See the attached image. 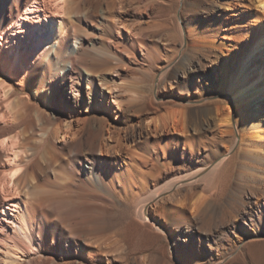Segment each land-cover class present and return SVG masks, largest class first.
Masks as SVG:
<instances>
[{
    "label": "bare ground",
    "instance_id": "1",
    "mask_svg": "<svg viewBox=\"0 0 264 264\" xmlns=\"http://www.w3.org/2000/svg\"><path fill=\"white\" fill-rule=\"evenodd\" d=\"M29 1L0 0V29L16 19L9 29L17 30L0 36V73L6 72L7 79H15L19 86L46 85L54 96L56 111L51 115L45 108L32 111L17 101L6 104L0 114V141H6L0 143L2 264H98L103 247L122 246L116 231L105 223L103 203L112 202L119 194L136 197V217L149 222L157 232L170 235L171 230L161 221L150 218L151 202L174 190L187 187L189 191L201 180L209 190L218 192L230 168L242 158L252 169L261 162L264 0H249L247 12L255 14L256 24L250 25L248 38L236 46L207 33L201 35L206 29L198 26L195 10L186 9L184 0H178L175 20L162 27L163 46L150 44L139 24L151 13L149 0H67V5L65 0H33L23 10ZM63 13L67 17H61ZM182 13L189 18L183 19ZM216 16L207 14L206 20ZM218 17L228 26L230 14ZM122 29L127 30V36ZM236 32L241 34L239 29ZM89 34L93 38L87 40ZM9 37L14 38V44L9 43ZM19 39L30 42L28 51L19 48ZM224 48L227 56H222ZM160 57L163 63L155 69L156 80L159 76L170 84L180 74L183 78L176 87L170 84L173 91L165 89L160 95L162 103L165 107L171 101L181 103L167 107L158 117L149 115L147 122L169 132L173 142L149 145L144 153L136 150L133 134L124 142L119 132L105 123L110 113L121 109L120 73L114 62L154 68ZM202 57L216 60L217 66L207 67ZM5 83L2 87L8 94L11 82ZM12 95L13 91L9 98ZM221 96L231 105L222 106L220 99H215ZM183 98H202V102L189 106L183 104ZM141 107L142 103L136 109ZM93 118L100 124L93 125ZM171 142L174 151L183 145L182 159L201 152L198 164L188 175L141 196L137 189L146 185L148 165L155 166L162 156L167 159ZM71 148L76 158L85 151L90 160L81 172L67 160L66 150ZM106 155L111 156V162ZM13 201L17 208L8 217L9 223L2 219L7 218L2 205ZM66 203L75 206L74 215L63 216ZM176 204L180 222H190L185 215L187 204L179 200ZM189 208L207 235H213V219L219 216L222 222L227 212L226 207L214 212L211 203L204 202H193ZM262 235L243 228L234 242L242 245ZM170 264L178 263L172 260Z\"/></svg>",
    "mask_w": 264,
    "mask_h": 264
},
{
    "label": "rangeland",
    "instance_id": "2",
    "mask_svg": "<svg viewBox=\"0 0 264 264\" xmlns=\"http://www.w3.org/2000/svg\"><path fill=\"white\" fill-rule=\"evenodd\" d=\"M31 1L33 0H30L23 7V10L32 3ZM149 1L151 3L148 5V11L151 13L149 17L146 16V19H143L139 24L145 29L146 40L150 44L163 46L164 42L161 38L162 27L165 23L175 20V13L177 14L176 10L180 4L178 0ZM184 1L186 9L189 7L188 9L195 10L193 12H196L195 15L197 14L198 26L201 29H206L201 35L207 33L215 37L216 40L223 39L226 42L235 43L234 45L236 46L248 38V29L256 24L253 20L255 14L247 12L250 7L247 6L250 3L249 0H230L232 1L231 4L227 3L228 0ZM63 4L67 5V0ZM227 13L230 14L228 20L229 29L222 20H218V16L222 17L223 14ZM143 14L146 13L143 12ZM207 14L217 16L206 20ZM63 15L64 18L67 17L64 13L61 17ZM238 15L242 16H240L241 19H239ZM83 16L81 17L83 18ZM182 18L186 20L189 17L182 13ZM15 20L10 21L3 29H0V36L10 33L11 29L9 27ZM236 21L237 23L240 22L238 26H235ZM82 23L84 24L85 22L83 21ZM236 28L241 31L240 35L236 32ZM15 31H17L16 28H13L10 34ZM122 31L127 36V30L122 29ZM87 37V40L93 38L90 34ZM9 43L14 44L13 37H9ZM17 43L23 52L29 50L27 47H29L30 42H24L19 39ZM223 50L222 56H227V49L224 48ZM163 54L164 52H162L161 56ZM201 60L205 62L207 67L217 66L216 60L213 61L215 62L214 64L205 57H202ZM162 63L163 59L160 57L154 68L144 64L143 68L140 69L137 64L124 61L114 62L120 73L117 80L122 90L119 101L121 109L110 113L106 117L105 123H110L119 132L120 138L124 142L127 141L128 135L133 134L135 148L139 152L146 153L149 150V145L155 144L158 146L172 140L169 139V132H163L158 126L154 127V124L147 122L149 115L158 117L165 112L167 107L174 108L176 107L174 104L181 103L171 101L166 103L167 107L162 103L160 95L165 89L173 91L172 87L178 86L183 81L181 74L170 80L172 87H170V84L164 83L159 76L156 80L155 73L157 70L155 69ZM5 75L6 72L0 73V94H3L0 100V114L5 109L6 104L10 103L13 105L17 101L21 105L30 106L32 111L37 108H45L50 115L56 111L54 96L49 92L46 85L34 83L32 86L30 84L19 86L15 79L10 81ZM5 82H11L8 94H4V90H7V88L2 87L3 84H6ZM167 82H169V79ZM165 84H167L166 88H164ZM12 91L14 95L9 98L8 95ZM155 93L158 99L155 97ZM215 99L218 101L220 99L222 106L231 105L225 96ZM207 100L208 102L212 101V99ZM182 101H184L183 104L196 106L202 102V98H183ZM140 103H142L143 107L136 109V106ZM33 116L36 119L35 112ZM97 120L99 119H91L93 125L100 124ZM55 122L53 120V126L56 124ZM138 132H141L140 136L137 135ZM83 137L75 141L73 146H76V143L82 140ZM172 142L169 143L170 154L167 159L162 156L159 158V162L155 161L157 163L155 166L153 164L148 165L149 174L146 185L141 189H137L141 196L156 189H161L172 179L188 175L194 165L198 164L197 158L201 152L197 151L192 155L187 154L182 159L183 145H180V149L174 151L176 147ZM128 143L130 142L128 141ZM21 154L25 155V153ZM259 155L261 162L254 164V169L250 167L251 164H248L244 158L240 162L235 163L230 168L229 175L226 177L227 180L222 183V188H219L218 192L209 190V186L205 183L206 181L201 180L189 191L187 187L181 191L179 189L174 190L171 195L163 194L161 198L151 202L148 205L150 218L161 221L165 228L171 230L170 235L157 232L150 226L149 222H142L136 217V197L130 198L119 194L112 202L103 203L102 210L106 220L105 223L116 231L115 237L121 239L119 244L122 246L119 248V245H117V248L112 247L111 249H104L103 247L98 264H125V262H127L126 264H170L172 260H175L178 264H264V235L257 236L256 239L251 241H244L242 245H236L234 242L237 237H240V232L243 228L257 230L259 233L264 234V153L261 152ZM66 157L70 165L77 166L80 172L82 171V166H89L90 160L87 159L85 151L81 153L79 158H76L73 148H71L66 150ZM110 157V155H106L107 160L111 162ZM16 198L18 202L20 195L18 194ZM178 200L187 204L185 215L190 222H180L177 217L179 215V206L176 204ZM193 202L211 203L214 212L221 211L223 207L227 208L224 221L221 222L220 217L216 216L210 224L214 230V236L207 235L206 228H202L200 219L189 208ZM2 208L4 209L3 213L7 216V218L3 217L2 219L10 223L11 219L8 217L16 212V202L3 204ZM65 208L64 217L75 214L74 205L66 203ZM179 226L181 227L178 228ZM2 252L0 248V253ZM24 257H21L22 260H24ZM2 260L3 257L0 256V264H2Z\"/></svg>",
    "mask_w": 264,
    "mask_h": 264
},
{
    "label": "snow or ice",
    "instance_id": "3",
    "mask_svg": "<svg viewBox=\"0 0 264 264\" xmlns=\"http://www.w3.org/2000/svg\"><path fill=\"white\" fill-rule=\"evenodd\" d=\"M0 143H6V141H0ZM13 175H15V173H13Z\"/></svg>",
    "mask_w": 264,
    "mask_h": 264
}]
</instances>
